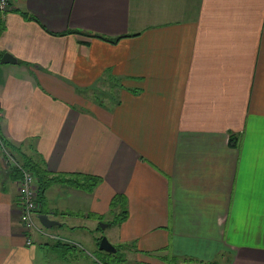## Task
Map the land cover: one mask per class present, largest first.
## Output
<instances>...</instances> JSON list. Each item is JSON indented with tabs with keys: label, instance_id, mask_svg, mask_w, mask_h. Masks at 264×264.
<instances>
[{
	"label": "crops",
	"instance_id": "1",
	"mask_svg": "<svg viewBox=\"0 0 264 264\" xmlns=\"http://www.w3.org/2000/svg\"><path fill=\"white\" fill-rule=\"evenodd\" d=\"M11 7L1 137L19 161L102 183L39 197L38 222L48 214L82 249L58 245L22 221L20 173L0 146V264H103L88 249L100 221L135 254L116 264H264V0Z\"/></svg>",
	"mask_w": 264,
	"mask_h": 264
},
{
	"label": "built area",
	"instance_id": "2",
	"mask_svg": "<svg viewBox=\"0 0 264 264\" xmlns=\"http://www.w3.org/2000/svg\"><path fill=\"white\" fill-rule=\"evenodd\" d=\"M10 1L11 0H0V8L2 10H8L11 7ZM0 145L3 151L8 154L7 156L4 154V158L6 157V160L14 165L20 173L18 185L22 201L21 219L28 228L29 232L35 231L36 233L55 241L63 240L64 237L58 236L56 233L51 232L47 227L39 223L37 220L40 203L36 176L29 169H27L21 161L16 159L11 153L8 152L1 136ZM31 242L32 238L29 237L28 243L30 244Z\"/></svg>",
	"mask_w": 264,
	"mask_h": 264
},
{
	"label": "trees",
	"instance_id": "3",
	"mask_svg": "<svg viewBox=\"0 0 264 264\" xmlns=\"http://www.w3.org/2000/svg\"><path fill=\"white\" fill-rule=\"evenodd\" d=\"M10 3H12V0L10 1ZM2 13H3V10L0 8V33L2 31V28H3ZM70 32L75 33L78 36H87V37L92 36L89 33L81 32L78 30H70ZM122 37L123 36H120V37H117V38L112 39V40L107 38V40L116 42L117 40H119ZM237 141H238L237 135H231L230 143L232 145H236ZM4 144H6V143L4 142ZM11 148L15 149L14 147H11ZM20 156L22 157L21 161H22L23 165L27 169H29L37 178L38 192H39V197L41 199L43 198V195H44L45 191L47 190V188H49L52 184H55V183H67L69 185L85 189L87 191L94 190V188L97 185L102 183V178L100 176L87 175V174H81V173H53V172L49 171L42 164H40V163L34 161L32 158L28 157L26 154L22 153ZM126 214H127V210L124 209L122 214L118 215V217L116 218L115 221L117 223L123 222L126 219V216H127ZM57 244L62 245V246L67 245V244H64L61 242H57Z\"/></svg>",
	"mask_w": 264,
	"mask_h": 264
},
{
	"label": "rangeland",
	"instance_id": "4",
	"mask_svg": "<svg viewBox=\"0 0 264 264\" xmlns=\"http://www.w3.org/2000/svg\"><path fill=\"white\" fill-rule=\"evenodd\" d=\"M106 88V86H105ZM106 90V89H105ZM1 146V145H0ZM6 146V149L8 150L9 153H11L16 159H18L10 150V148H8V146L5 144ZM2 148V147H1ZM3 150V149H2ZM3 153L7 156L8 154L3 151ZM19 160V159H18ZM5 161L7 164H10L12 165L9 161L6 160V157H5ZM107 223L105 221H100L99 223ZM101 225V224H100ZM99 234H102V236H107L108 239L110 240V236H109V228H102L101 226H99ZM58 236H62L64 237L63 240H57L56 242H61V243H64V244H67L69 243L70 245H72V247H79L81 248L82 245L81 243L75 241V240H69L67 239L64 235L62 234H59V233H56ZM82 240V239H81ZM84 242V240H82ZM68 245V244H67ZM117 247V251L116 252H107V251H104V250H100L99 248H90L88 247V249L90 250L89 254L92 255L93 258H96V260L99 262L101 261L103 264H116V263H121L123 260H127L130 261L131 260V257L133 255H135L132 251H131V247L128 246V245H116ZM82 249V248H81ZM85 250V251H88Z\"/></svg>",
	"mask_w": 264,
	"mask_h": 264
},
{
	"label": "water",
	"instance_id": "5",
	"mask_svg": "<svg viewBox=\"0 0 264 264\" xmlns=\"http://www.w3.org/2000/svg\"><path fill=\"white\" fill-rule=\"evenodd\" d=\"M11 9H15V7H11ZM1 63H17L18 59L17 57L11 53L10 51H6L3 53L1 59ZM39 220L42 225L45 227H52L55 224V221L49 218L48 214L41 213L39 215ZM102 228H106L108 226V223H100ZM99 248L101 250L107 251V252H116L117 248L114 244L111 243V241L108 239L107 236H102L99 240Z\"/></svg>",
	"mask_w": 264,
	"mask_h": 264
}]
</instances>
